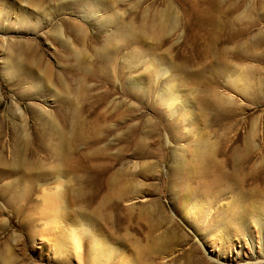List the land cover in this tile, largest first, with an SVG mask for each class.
Instances as JSON below:
<instances>
[{
	"label": "rangeland",
	"instance_id": "obj_1",
	"mask_svg": "<svg viewBox=\"0 0 264 264\" xmlns=\"http://www.w3.org/2000/svg\"><path fill=\"white\" fill-rule=\"evenodd\" d=\"M205 186L217 208L264 202V0H0V264H50L61 192L135 264L161 235L170 264H216L176 225L175 196Z\"/></svg>",
	"mask_w": 264,
	"mask_h": 264
},
{
	"label": "bare ground",
	"instance_id": "obj_2",
	"mask_svg": "<svg viewBox=\"0 0 264 264\" xmlns=\"http://www.w3.org/2000/svg\"><path fill=\"white\" fill-rule=\"evenodd\" d=\"M151 30L155 35L161 31L156 24L152 25ZM160 71L164 75L165 69L161 67ZM162 101V106L169 116L174 115V111L183 109L175 88H170L162 97ZM196 127L188 130L194 132L197 130ZM62 179L61 176H57L56 181L59 185L63 183ZM204 189L202 194L192 196L183 193L174 198L181 218V224L175 222L177 227L181 230L186 227L196 236L194 237L196 242L189 238L190 249L207 259L205 247L208 246L215 258L210 257L216 264H264V202L253 204L231 197L222 200L220 209L215 207L217 199L209 200L218 192L213 194V190H209L207 186ZM117 195L124 196L119 191ZM146 196L131 198L147 201ZM67 199V195L61 192L60 199L57 197L53 200L55 207L52 205L49 207L55 210L51 211L46 206L45 211L43 209L45 214L48 212L55 214L54 216L46 214L44 236L38 243L40 245L38 249H47L51 257L50 264H135L140 254L136 250V256L126 240L113 236L102 227L95 230L96 228L84 223L74 222L67 212V207L64 206L69 205ZM169 240L168 235H161L154 241L159 264H170L173 258L171 253L165 251Z\"/></svg>",
	"mask_w": 264,
	"mask_h": 264
}]
</instances>
